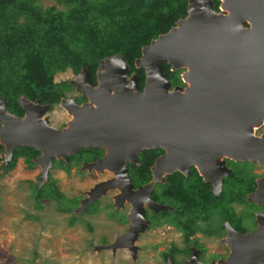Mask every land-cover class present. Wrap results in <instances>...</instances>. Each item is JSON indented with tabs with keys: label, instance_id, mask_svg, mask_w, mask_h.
<instances>
[{
	"label": "water",
	"instance_id": "95a60500",
	"mask_svg": "<svg viewBox=\"0 0 264 264\" xmlns=\"http://www.w3.org/2000/svg\"><path fill=\"white\" fill-rule=\"evenodd\" d=\"M163 60L172 69L186 68L183 78L188 85L183 91L178 85L168 91ZM135 65L145 70L142 91L136 73L126 77L129 65L121 54L101 60L96 86L83 67L70 81L89 100L77 104L72 96L61 97L59 103L72 115L62 128L49 123V103L20 95L24 114L18 116L7 110L5 97L0 96L2 168L16 146H32L40 151L33 161L40 166L41 184L48 179L54 158L65 163L82 147L106 148L103 156L85 166L98 172L108 168L114 175L87 190L76 210L118 187L115 206L123 199L132 205L129 227L96 248L126 247L133 257L135 241L147 228L144 204L156 211L167 207L150 197L154 183L164 180L165 173H187L195 164L218 193L222 176L230 170L224 156L264 165V132L255 133L264 124V0H220L219 10L213 0H187L186 15L144 44ZM152 147L165 152L151 166L153 178L134 188L125 161L139 163L138 152ZM248 199L264 203V177ZM258 221L251 232L231 230L230 254L209 264L264 263V214ZM178 264L204 263L193 251Z\"/></svg>",
	"mask_w": 264,
	"mask_h": 264
},
{
	"label": "trees",
	"instance_id": "16d2710c",
	"mask_svg": "<svg viewBox=\"0 0 264 264\" xmlns=\"http://www.w3.org/2000/svg\"><path fill=\"white\" fill-rule=\"evenodd\" d=\"M55 1L63 7L42 6L39 0H0V96L5 97L7 110L18 116L24 114L19 103L20 95L53 105L72 87L67 79L55 81V73L67 68L77 73L86 67L95 83L99 62L116 53L123 55L129 64V73L138 72L141 86L144 72L134 65L135 58L141 54V47L167 31L187 13V0ZM213 2L218 10L220 0ZM162 66L167 75L172 74L173 82L181 81L179 70L170 71L166 61L162 62ZM3 147L0 143V168ZM85 150L92 152L99 149L85 148L70 154L64 167L69 169L71 159L79 160V154ZM154 152L155 149L145 150L141 153V166L132 165L129 168L135 184L150 178L149 165ZM39 153L32 146H16L3 170L13 169L20 157L31 167L33 158ZM55 161L63 166L61 159H54V165ZM230 177L234 181L233 186L229 189L225 187L219 196L200 186V183H206L201 181L195 168L187 177L174 172L168 176V183L171 181L172 196L177 204L198 210L208 204L223 205L229 199L246 200V192L253 187V182L250 185L253 176L250 178L235 169ZM159 185L158 194L162 197L169 185ZM31 190L36 205H40L43 199H54L59 210L71 211L78 204L77 197H67L58 189L51 175L41 184L34 182ZM89 206L84 210L89 211ZM111 214L115 212L111 211ZM73 219L74 216L70 221ZM155 221L160 222L158 219ZM175 222L179 227H185L180 221Z\"/></svg>",
	"mask_w": 264,
	"mask_h": 264
},
{
	"label": "rangeland",
	"instance_id": "374dc122",
	"mask_svg": "<svg viewBox=\"0 0 264 264\" xmlns=\"http://www.w3.org/2000/svg\"><path fill=\"white\" fill-rule=\"evenodd\" d=\"M39 2L42 6L63 7L55 0ZM74 75L75 72L67 68L55 73L54 79L60 81ZM67 94L74 95L75 91L69 90ZM46 115L49 123L56 127H61L71 117L59 102L54 103ZM263 130L264 126L261 125L255 129V133L260 134ZM254 169L262 172L264 167L255 165ZM40 171L39 165L28 167L22 157L9 171L5 172L1 165L0 264H166L163 251L172 242L183 245L179 231L160 223L148 226L139 234L135 241L137 251L134 257L126 247L114 251L109 248L97 249V245L111 242L117 233L125 230L127 223L122 222L118 214L126 213L130 205L125 203L117 209L120 212L115 211L116 215H111L109 210L113 205L114 189L100 196L91 206L87 205L89 211H77L76 207L71 211H61L54 199H43L40 205H36L31 188L34 182H40ZM49 175L55 178L58 189L67 197L81 199L86 196L87 190L109 176L110 172L81 171L76 166L68 171L55 161V165L48 169ZM240 207L236 205V210ZM72 216L75 219L71 222ZM202 239L208 251L223 249L220 240ZM177 257H181L180 254Z\"/></svg>",
	"mask_w": 264,
	"mask_h": 264
},
{
	"label": "flooded vegetation",
	"instance_id": "af4514ba",
	"mask_svg": "<svg viewBox=\"0 0 264 264\" xmlns=\"http://www.w3.org/2000/svg\"><path fill=\"white\" fill-rule=\"evenodd\" d=\"M163 61H166V60H163ZM100 62H99V64H100ZM162 62H161V64H162ZM167 63L169 64V70L170 71L179 70L178 75H179L180 80H181L180 82H173L172 74L170 73L169 75H167L163 70V72L166 76V80L170 82V87L168 88V91H171L173 89V87L176 85L181 86V90L183 91L184 88L188 85V82L185 81V79L183 78V72L186 70V68L180 67V68L172 69L171 64L169 62H167ZM134 65H135V61H134ZM135 67H136V65H135ZM99 68L100 67L98 65L96 71ZM136 68H141V67H136ZM81 69L78 72H80ZM142 69L144 72V79L142 81L141 86H139V80H140L139 77L140 76H139L137 71H132L129 73V68H128V71L126 74V77H129L133 73L137 74L138 89L140 91L143 90L145 77H146L145 76V70H144V68H142ZM162 69H163V66H162ZM96 71H95V79H96L95 83H93V81H92L93 85H95V86L98 84ZM78 72L75 73L74 77L78 74ZM74 77H72V78H74ZM72 78L67 79V80L72 85V87L69 90H74L75 94L74 95H68L67 94V92L69 91L68 90L65 92V95L62 97L72 96L77 104H82L84 102H87L89 100L88 96L82 94V92H80L79 90H77L75 88V85L70 81ZM41 104H45V103H41ZM51 106L52 105H50V107ZM67 121L65 122L64 125H62L59 128L64 127L66 125ZM262 125L264 126V124H262ZM263 132H264V130L261 133H263ZM93 147L98 148L100 150V152H99V150H95L92 152H88L87 150H85L79 154V157L81 156L79 158V160L76 158L71 159V165H70L69 169H66L64 167L67 163L68 158H67L65 163H62L63 164L62 168L69 171L72 168V166H76V168L78 170H81V171L87 170L89 172L94 171V172H97L100 174L108 171V172H110V175L99 180V181L111 178L114 175V173L108 168H103L102 171L98 172L96 169H93V168L88 169L85 166V163H90V162L96 161L98 158L103 156V154L106 152L105 147H99V146L82 147L77 152H80L81 150H83L85 148H93ZM150 149H155V152H154L155 156L153 157L152 163L149 165L150 178L148 179V181H145L143 183H137V184H135L131 178V182L133 183L134 188H137L139 185H142V184L149 182L153 178V171L151 169V166L153 165L155 159L159 155H161L162 153L165 152V149H163L161 147L143 148L141 151L138 152L139 163H137L133 160H129V159H127L125 161L127 172L129 174V176L131 177V174L129 173V168L132 165L141 166V164H142L141 153L144 152L145 150H150ZM77 152H75V153H77ZM70 154H74V153H70ZM223 158L225 160L226 166L230 170L227 171V173L222 176L221 186H220L221 188L218 190V193H215V191H214V189L217 187H215V188L212 187L213 181L212 180H205L203 175L199 172L198 168L195 166V164L189 165L187 173L182 172L181 170H175V171L170 172V173H165L163 175L164 180H157L154 183L152 190L150 192L151 199H153L157 203L164 204L167 207L164 209H159L156 211L154 208H151L148 205L144 204L145 219L148 222L147 227L148 226L150 227V226L156 225V224H160V223H165L170 228L179 231V233L181 235L182 243H183L182 246H179L175 242H172L169 245V247L167 248V250L163 251L162 254H163L164 258L166 259V264H168L169 260H171L174 264L181 263L185 259H188L193 251L197 252L199 261L203 262L204 264H209L211 262H217L219 259H225L231 252V248H230L229 243L227 241L229 238V235L231 233V230H235L239 233L244 234V233L251 232L258 227V225H259L258 215L264 214V203L249 200L248 194L256 189L257 180L259 178L264 177V170L262 172H257L254 169V166L257 165V166L264 167V165L259 164L257 161L253 162L250 160L234 159V158L227 157V156H224ZM54 159L58 160L57 158H54ZM54 159H53V166H54ZM62 162H63V160H62ZM240 163L249 164V165L248 166H241V165H239ZM192 168H195L197 175L201 177V181L206 183L205 185H202L200 183V186L201 187L202 186L207 187L208 191H210L214 196H219V194L223 191V189L225 187L227 189H229L233 186L234 181H233L232 177H230V175L232 174V172L235 169L238 170L241 174L247 175L250 178H251V176H253L252 181H250V185L253 182V187L246 192V194H245L246 200L245 201H236L233 199H229L228 201L224 202L223 205L214 206L213 204H210V205L208 204L205 207L203 206L198 210H194L193 208H188V206L183 207V206H180V204H177V202L174 200V198L172 196L171 189L173 187L171 186V181H169V183H168V176L173 174L174 172H180L185 177H187L189 175L190 171L192 170ZM215 180H216V178H215ZM160 183H164L165 185L166 184L169 185V187H166L167 193H165L164 196H162V197L158 194V192H159L158 189H159ZM109 190H111V189L109 188L107 190V192ZM114 190L116 192L114 194V200L112 203L113 205L112 206L110 205L111 209L109 210V213H111V211H114V212L119 211L120 212V210H117V209L120 207H123L125 203H128L130 205L129 210L126 213L121 212L120 214H118L119 219L122 222L127 223L125 230L118 233V234H121V233L126 232V230L129 227L130 221L128 219V214L131 211L132 205L128 200L123 199L121 205L119 207H116L114 204L115 203V195H119L120 192L117 189H114ZM86 195H87V193H86ZM209 197H210V195L208 196V198ZM80 200L81 199H78V204H79ZM95 201H98V200L96 199ZM78 204H77V206H78ZM236 205H241L239 210H236ZM111 215H114V214H111ZM156 219H158L160 222L156 223V221H155ZM175 221H180L181 223H183V225L185 227H183V228L179 227ZM202 238H215L217 240H220V242L222 243L223 249H221V250L212 249V250L208 251L207 244L204 242V239H202ZM164 253H166V255H164ZM178 254H180L181 257L178 258L177 257ZM260 264H264V263H260Z\"/></svg>",
	"mask_w": 264,
	"mask_h": 264
},
{
	"label": "bare ground",
	"instance_id": "6f19581e",
	"mask_svg": "<svg viewBox=\"0 0 264 264\" xmlns=\"http://www.w3.org/2000/svg\"><path fill=\"white\" fill-rule=\"evenodd\" d=\"M26 105H28V104H26ZM94 169V168H93ZM110 189H118L119 191H120V189L118 188V187H114V188H110ZM120 193H121V191H120ZM118 196V195H117Z\"/></svg>",
	"mask_w": 264,
	"mask_h": 264
}]
</instances>
